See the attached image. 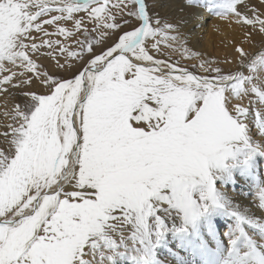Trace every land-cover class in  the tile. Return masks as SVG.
<instances>
[{"label": "snow or ice", "instance_id": "1", "mask_svg": "<svg viewBox=\"0 0 264 264\" xmlns=\"http://www.w3.org/2000/svg\"><path fill=\"white\" fill-rule=\"evenodd\" d=\"M184 5L232 60L156 0H0V264H264V0Z\"/></svg>", "mask_w": 264, "mask_h": 264}, {"label": "bare ground", "instance_id": "2", "mask_svg": "<svg viewBox=\"0 0 264 264\" xmlns=\"http://www.w3.org/2000/svg\"><path fill=\"white\" fill-rule=\"evenodd\" d=\"M184 1V0H182ZM202 4V0H201ZM195 13V15H193ZM212 15V13H209L204 9L203 6L197 8V9H188L186 8L184 12L181 15V19L187 20L188 23L182 25V30L185 33H188L189 39L191 40L193 46H204L206 48H210L211 46V35H212V29L211 27L215 26V29H217V33L220 34L223 38L220 40V43L216 45V50L218 51H224L232 54V57H234L235 53L232 51L233 45L231 41L233 38L239 39L240 36V29L235 25L234 23H230L229 21L222 20L215 16L212 17L213 19L208 20L207 19ZM223 26H226L224 31ZM231 49V51H230ZM6 119L1 116L0 117V124H6ZM1 128V127H0ZM1 133V131H0ZM257 166L260 169L261 172H264V156H257L256 157ZM219 182V181H218ZM233 186L229 185V188L231 189ZM235 193L233 194L236 198L240 199L239 193L247 192L248 191V185L246 183H239L237 185ZM161 258L165 259L167 258V253L163 250H161ZM115 264H129V261L127 260H117Z\"/></svg>", "mask_w": 264, "mask_h": 264}, {"label": "rangeland", "instance_id": "3", "mask_svg": "<svg viewBox=\"0 0 264 264\" xmlns=\"http://www.w3.org/2000/svg\"><path fill=\"white\" fill-rule=\"evenodd\" d=\"M254 2H255V0H254ZM156 3H157L156 11L160 14V16L163 18H166L172 22H177V21L181 20V15L184 12V10L186 9L185 5H184V1H182V0H156ZM212 17L215 18V15L212 14L207 19V21L213 19ZM225 28H226V26H223V30H220V31H224ZM211 29H212V35L210 38L211 39L210 48H206L204 46L198 47L197 45L193 46L190 39H188V43H187L186 47H189L193 51H198V52L202 53L205 58L215 59V60H218L220 62H223L225 60V58H227L228 60H232L233 57H232L231 52L228 53V52H226V50H224V51L216 50V45H218L220 43V40L223 37L217 33L218 30L215 29V26L211 27ZM180 31L183 32L182 26L180 28ZM166 51H167V49H166ZM230 51H231V49H230ZM172 58L174 60L180 59V54L179 53H172ZM192 63H194V61L187 58V57H185L184 59H181V65L182 66H190ZM232 67L235 68L236 65L233 63ZM192 70L196 71V69H192ZM3 110L4 109H3L2 105H0V112H2ZM5 123H8V121L6 120ZM0 131L2 133L4 131V128L1 127ZM217 183H219V182H217Z\"/></svg>", "mask_w": 264, "mask_h": 264}]
</instances>
